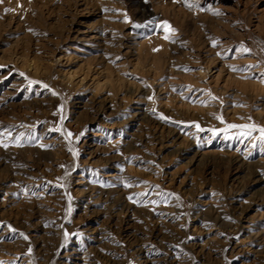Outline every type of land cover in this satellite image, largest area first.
Returning <instances> with one entry per match:
<instances>
[{
  "label": "rangeland",
  "instance_id": "obj_1",
  "mask_svg": "<svg viewBox=\"0 0 264 264\" xmlns=\"http://www.w3.org/2000/svg\"><path fill=\"white\" fill-rule=\"evenodd\" d=\"M229 124L264 127V0H3L0 264H264Z\"/></svg>",
  "mask_w": 264,
  "mask_h": 264
},
{
  "label": "snow or ice",
  "instance_id": "obj_2",
  "mask_svg": "<svg viewBox=\"0 0 264 264\" xmlns=\"http://www.w3.org/2000/svg\"><path fill=\"white\" fill-rule=\"evenodd\" d=\"M2 2H3V0H0V3H2ZM187 6L189 8L193 7L192 4H187ZM6 11H11V9H6ZM215 14L219 15V13H215ZM164 26L167 27V22H164ZM164 39H169V36L165 35ZM213 46H215V41L213 42ZM243 51L248 52L249 50L245 48V49H243ZM218 55H219V53H218ZM43 87L48 88V85H43ZM149 99H151V97ZM161 118H163V117H161ZM218 118L221 119V122H223L222 117H218ZM195 127L197 128L198 131H204V129L200 128L199 124H196ZM228 129H239L238 136H241V137H251L253 132L258 131L260 133L258 139L261 142H264V127H258L255 124H243V125L229 124L224 131H228ZM53 130L54 131H61V129H53ZM212 131L215 134V130H212ZM11 135H12L11 131H8V130L0 132V146H3L5 148L8 147L9 145L7 143H5L4 137L5 136L11 137ZM71 136H72V133L68 132L66 138L71 137ZM15 142H16L17 146H20V144H19L20 136L16 137ZM69 150L71 151V149H69ZM73 154L75 155V153H73ZM127 186H130V185H127ZM69 199H71V197H69ZM129 199L131 200L133 198L129 197ZM26 238L27 237H25V239Z\"/></svg>",
  "mask_w": 264,
  "mask_h": 264
}]
</instances>
